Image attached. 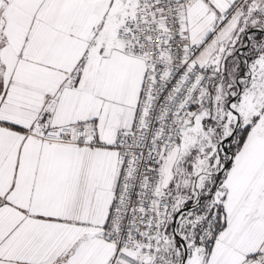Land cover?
Wrapping results in <instances>:
<instances>
[{"label":"snow or ice","instance_id":"1","mask_svg":"<svg viewBox=\"0 0 264 264\" xmlns=\"http://www.w3.org/2000/svg\"><path fill=\"white\" fill-rule=\"evenodd\" d=\"M0 264H264V0H0Z\"/></svg>","mask_w":264,"mask_h":264}]
</instances>
